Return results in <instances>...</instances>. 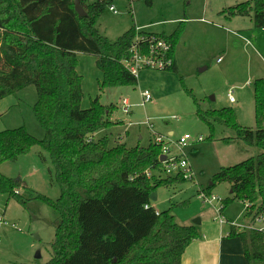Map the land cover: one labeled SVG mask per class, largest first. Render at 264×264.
Returning a JSON list of instances; mask_svg holds the SVG:
<instances>
[{"label": "trees", "instance_id": "trees-1", "mask_svg": "<svg viewBox=\"0 0 264 264\" xmlns=\"http://www.w3.org/2000/svg\"><path fill=\"white\" fill-rule=\"evenodd\" d=\"M112 1L82 0L87 14L80 17L75 0H0V100L35 86L34 111L45 129L43 138L24 126L0 131V163L16 161L35 146L50 155L61 193L56 200L35 195L57 213L51 258L44 264H181L186 248L200 237L198 225L180 224L171 209L156 208L151 196L158 187L185 178L181 173L164 175L162 148L154 140L129 147L97 136L118 123L111 117L113 105L97 96L88 108L81 106L79 52L97 56L101 90L138 83L124 64L137 36L135 27L114 41L96 27ZM220 12L229 19L251 16L264 29V0L242 1ZM139 33L147 43L152 38L169 41L172 64L165 69L178 72L175 47L181 31ZM254 96L256 127L241 125L232 107L198 110L211 127L219 119L234 130L225 142L242 140L260 151L221 167L207 187L210 192L217 183H228L231 196L222 200L220 211L239 200L247 204L246 215L253 221L264 215V77L254 81ZM18 187L17 180L0 172V193L26 206L28 199ZM230 224L229 235L241 237L248 264H264V231Z\"/></svg>", "mask_w": 264, "mask_h": 264}, {"label": "rangeland", "instance_id": "rangeland-1", "mask_svg": "<svg viewBox=\"0 0 264 264\" xmlns=\"http://www.w3.org/2000/svg\"><path fill=\"white\" fill-rule=\"evenodd\" d=\"M242 1L246 0H113L111 4L118 13L111 11L109 4L96 20L98 30L112 41L132 27L137 32L181 31L175 47L178 72L141 68L134 86L101 90L102 71L96 65L97 56L78 53L84 91L81 106L88 108L99 96L103 104L113 105L111 117L118 121L97 136L107 135L110 145L122 142L129 147H143L156 134L163 135L173 154L188 157L193 177L158 187L156 199L152 200L159 210L171 209L179 223L187 220L191 224L202 217L217 219V211L222 200L231 196V188L221 182L209 192L213 174L260 152L242 140L225 142L223 138L233 137L234 130L219 119H213L211 127L198 113L199 109L205 113L232 107L241 125L257 126L254 81L264 77V29L257 27L251 16H238L240 24L235 27L220 12ZM144 90L152 95L145 104ZM229 94L234 96L233 102ZM125 98L132 104L128 113L122 107ZM37 99L33 85L1 99L0 131L24 126L35 137L43 138L45 129L34 111ZM185 133L192 139L181 151L175 142ZM200 136L203 140H199ZM0 172L17 180L19 193L28 199L24 206L0 193V216L9 222L0 224V264H44L51 258L57 213L35 195L56 200L61 193L50 155L35 146L16 161L0 163ZM203 191L218 200L204 202ZM246 208V203L235 200L224 208L222 216L229 219V224L244 228L253 222ZM255 225L261 223L256 221Z\"/></svg>", "mask_w": 264, "mask_h": 264}, {"label": "built area", "instance_id": "built-area-1", "mask_svg": "<svg viewBox=\"0 0 264 264\" xmlns=\"http://www.w3.org/2000/svg\"><path fill=\"white\" fill-rule=\"evenodd\" d=\"M110 10L114 13H118V10L114 5L109 6ZM142 31V30H141ZM140 32V31H139ZM137 32V36L135 40L132 42L130 49H129V57L124 60V64L126 68L131 71L133 74L137 75L138 71L141 68H154V69H165L172 64V58L169 57L168 53L171 49V44L169 41L165 39H150L151 41L147 43V38ZM220 61V59H219ZM230 101H234V96L229 94ZM152 100V95L149 90H144L142 92V102L143 104ZM123 110L124 112L128 113L132 104L128 99L123 100ZM151 128H153L152 124H149ZM192 139V135L189 133H185L182 137H180L176 143L178 148L183 151V149L188 145V141ZM199 140H203V137L200 136ZM154 141L161 145L162 148V155H166V159L163 160V170L164 175H177L179 173L185 179L192 178L193 172L188 160V157L182 154H173L171 152L170 146L164 139L163 135H155ZM201 198L204 202L213 203L218 200V198L214 195L208 194L207 192L203 191L201 193ZM147 207L149 205H146ZM219 212L220 208H219ZM159 214V210L156 211ZM220 222L224 223L226 220L224 217H219ZM259 221L261 226H256L255 222ZM232 223V222H231ZM0 224L9 225V222L5 221L3 216H0ZM233 224V223H232ZM13 227L14 224H12ZM244 228H258L264 231V215L257 217L252 223Z\"/></svg>", "mask_w": 264, "mask_h": 264}, {"label": "crops", "instance_id": "crops-1", "mask_svg": "<svg viewBox=\"0 0 264 264\" xmlns=\"http://www.w3.org/2000/svg\"><path fill=\"white\" fill-rule=\"evenodd\" d=\"M226 19L229 21V23L236 25L235 27H238L240 24V21L237 19V17ZM155 33L166 32L163 31ZM262 59L264 60L263 57ZM101 133L102 131H100L98 135ZM169 134H173V131H170ZM217 212V219L211 217L201 218V222L198 224L200 237L193 240L186 248L182 256L181 264H248L241 237L229 235L231 229L229 219L224 218L226 222H220L219 217H223V212ZM180 224L189 225L190 223L185 220Z\"/></svg>", "mask_w": 264, "mask_h": 264}, {"label": "water", "instance_id": "water-1", "mask_svg": "<svg viewBox=\"0 0 264 264\" xmlns=\"http://www.w3.org/2000/svg\"><path fill=\"white\" fill-rule=\"evenodd\" d=\"M75 9L77 11V13L79 14L80 17H83L87 14L86 10L84 9V7L82 6L81 4V1L80 0H75ZM166 159V155H161L160 156V160L163 161ZM151 199H156V194L153 193V195L151 196ZM201 220L200 219H196L194 221V224L198 225L200 224Z\"/></svg>", "mask_w": 264, "mask_h": 264}]
</instances>
